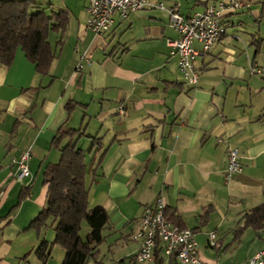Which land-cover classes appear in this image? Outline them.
<instances>
[{"label": "crops", "instance_id": "obj_1", "mask_svg": "<svg viewBox=\"0 0 264 264\" xmlns=\"http://www.w3.org/2000/svg\"><path fill=\"white\" fill-rule=\"evenodd\" d=\"M161 1L163 9L115 14L110 30L97 35L86 27L87 0H35L68 19L63 34L49 35L56 56L46 75L21 51L0 63V264H41L34 254L40 240L53 242L52 224L37 232L30 223L46 204L43 173L66 143L85 155L88 206L108 215L97 257L87 264H153L135 261L133 235L141 209L158 197L167 218L195 229L204 264H248L264 246V228L234 233L243 213L264 203L261 0L223 10L224 32L194 60L195 86L169 55L168 41L179 33L166 9L189 18L230 0ZM66 130L75 135L55 145L54 135ZM228 147L242 168L226 182ZM27 150L29 175L17 181L16 161ZM60 247L51 245L46 264H61Z\"/></svg>", "mask_w": 264, "mask_h": 264}, {"label": "trees", "instance_id": "obj_2", "mask_svg": "<svg viewBox=\"0 0 264 264\" xmlns=\"http://www.w3.org/2000/svg\"><path fill=\"white\" fill-rule=\"evenodd\" d=\"M260 15L264 17V0L260 2ZM63 11H49L35 0H0V63L9 65L16 52L21 51L36 71L41 75L48 73L51 62L56 56L51 47V32L63 34L67 16ZM59 42L56 43V45ZM75 132L66 130L54 135L52 142L57 145L65 137ZM95 146L96 138H93ZM83 151L75 143H66L60 148L56 163L49 164L44 171L46 184V204L31 221L30 227L37 232L50 224L53 225L52 243L40 240L35 250L41 264H46L52 244L61 246L64 257L61 264H87L96 259L98 245L103 240V229L108 223L104 208L88 206V187L85 183L86 164ZM165 217L166 210H165ZM178 225L175 218H167ZM242 224L235 228L236 234L245 228L253 230L264 228V203H261L241 216ZM86 223L89 231L83 238L81 224ZM195 230V229H194ZM157 242L153 249V264H176L175 256L164 260Z\"/></svg>", "mask_w": 264, "mask_h": 264}, {"label": "built area", "instance_id": "obj_3", "mask_svg": "<svg viewBox=\"0 0 264 264\" xmlns=\"http://www.w3.org/2000/svg\"><path fill=\"white\" fill-rule=\"evenodd\" d=\"M242 6L238 0H230L227 4L220 2L217 5H208L200 12L189 18H184L175 9H166L169 14L170 25L179 33L175 40L168 41L169 55L177 58L179 70L190 86L197 83V72L194 70V60L208 52L215 41L224 32L221 20L223 10H234ZM149 7L164 8L161 0H87L88 17L86 27L94 34L100 35L110 30L114 15L126 18L130 13ZM194 41L200 43L201 48L193 47ZM79 63L76 69H81ZM252 72L260 73L255 67ZM119 111L123 113L122 108ZM218 143L223 142L217 137ZM30 151L27 150L16 161V170L13 178L21 181L29 175L27 160ZM237 150L227 148V161L224 171V181L228 182L234 174L241 171ZM165 203L161 197L152 204L145 205L137 220V230L133 238L138 241L135 261H150L153 258V249L157 242L162 254L166 257L175 256L179 264H204L199 258L196 231L191 228H179L165 217ZM207 234L208 245L215 247L216 234L210 231ZM248 264H264V246L248 260Z\"/></svg>", "mask_w": 264, "mask_h": 264}, {"label": "rangeland", "instance_id": "obj_4", "mask_svg": "<svg viewBox=\"0 0 264 264\" xmlns=\"http://www.w3.org/2000/svg\"><path fill=\"white\" fill-rule=\"evenodd\" d=\"M82 225V229H81V232H80V235H81V237H85V231H86V229L89 231V228H88V226H87V224L84 222L83 224H81ZM47 230H52L53 231V229L52 228H50V227H48V228H46ZM59 246V245H58ZM61 248V247H60Z\"/></svg>", "mask_w": 264, "mask_h": 264}]
</instances>
